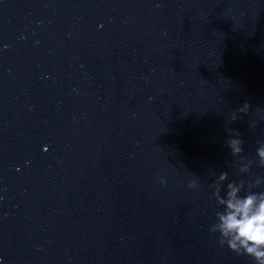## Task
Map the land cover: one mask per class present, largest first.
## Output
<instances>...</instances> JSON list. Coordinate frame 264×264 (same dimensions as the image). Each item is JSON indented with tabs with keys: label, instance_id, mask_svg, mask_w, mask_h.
Returning <instances> with one entry per match:
<instances>
[{
	"label": "water",
	"instance_id": "water-1",
	"mask_svg": "<svg viewBox=\"0 0 264 264\" xmlns=\"http://www.w3.org/2000/svg\"><path fill=\"white\" fill-rule=\"evenodd\" d=\"M261 142L264 0H0V264H255L210 185Z\"/></svg>",
	"mask_w": 264,
	"mask_h": 264
},
{
	"label": "clouds",
	"instance_id": "clouds-1",
	"mask_svg": "<svg viewBox=\"0 0 264 264\" xmlns=\"http://www.w3.org/2000/svg\"><path fill=\"white\" fill-rule=\"evenodd\" d=\"M5 47L8 46L5 45ZM250 109L251 105L245 101L231 112V121L241 119L239 114L246 115ZM251 127H255V124ZM226 131L229 136L225 144L231 155L237 158L235 164L239 173H249L254 160L242 155L245 141L238 131L231 128ZM255 162L258 167H264V142H261L257 148ZM227 180L228 173L220 172L210 185L214 189L211 195L215 198L219 210L215 213V222L210 225L209 231L219 233L217 239L221 247L227 245L238 255L252 257L255 264H264V191L253 190L264 183V177H249L247 182L229 181L222 195V187ZM160 183L166 185L167 181L161 178ZM245 183H247L246 189ZM200 187L199 177H193L188 181V188L199 189Z\"/></svg>",
	"mask_w": 264,
	"mask_h": 264
}]
</instances>
